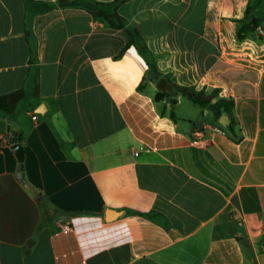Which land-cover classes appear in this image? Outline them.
I'll use <instances>...</instances> for the list:
<instances>
[{"label": "crops", "instance_id": "1", "mask_svg": "<svg viewBox=\"0 0 264 264\" xmlns=\"http://www.w3.org/2000/svg\"><path fill=\"white\" fill-rule=\"evenodd\" d=\"M18 90L0 137L34 192L1 148L0 264H264V0H0ZM185 90L232 99L235 134Z\"/></svg>", "mask_w": 264, "mask_h": 264}, {"label": "trees", "instance_id": "2", "mask_svg": "<svg viewBox=\"0 0 264 264\" xmlns=\"http://www.w3.org/2000/svg\"><path fill=\"white\" fill-rule=\"evenodd\" d=\"M127 0H117V3H122ZM99 16L104 17L107 21L110 22L112 26H115L112 17L109 16L104 11L99 13ZM241 28L238 32V39L243 40L246 38L249 32H255L256 28L259 26V20L251 15V7L248 8L246 12V16L243 20L240 21ZM187 98H189L193 103L199 105L201 108L206 109L208 105L213 103L214 94H205L204 92H196V91H187L185 90L184 94ZM163 95H157L159 99ZM26 94L24 90H18L9 94L0 96V112H3L7 116H12L19 105L24 101ZM216 104L219 106V110L221 114H226L230 119V124L227 125V131L233 135L235 134V119L233 115V100L232 99H219L216 101ZM173 116V114H171ZM218 119V117H216ZM237 136V133H236Z\"/></svg>", "mask_w": 264, "mask_h": 264}, {"label": "water", "instance_id": "3", "mask_svg": "<svg viewBox=\"0 0 264 264\" xmlns=\"http://www.w3.org/2000/svg\"><path fill=\"white\" fill-rule=\"evenodd\" d=\"M43 107H44L43 105L40 106V108H43ZM207 110L210 111L215 117L219 118L220 124L225 125V126L230 124V119L228 118L227 115L221 114V112L219 110V106L216 103H211L210 105H208ZM16 136H17V134L14 133L13 139H12L11 149L15 153V155L18 159V162H19L18 177L20 179H22V181L25 183V186L28 190H30L31 192H34L33 188L28 183H26V180L24 179L23 168H24L25 150H24V147L22 146V144L18 142V139ZM121 215H122L121 212L114 211L111 209L106 211V219L108 221L115 220L118 217H120Z\"/></svg>", "mask_w": 264, "mask_h": 264}, {"label": "built area", "instance_id": "4", "mask_svg": "<svg viewBox=\"0 0 264 264\" xmlns=\"http://www.w3.org/2000/svg\"><path fill=\"white\" fill-rule=\"evenodd\" d=\"M255 33L257 35H261L263 33V30L260 27H257ZM33 119L36 120L37 117L34 116ZM208 131L210 133H215V134H219V135H226V130L221 126L209 128ZM209 140L210 139L207 137L206 131L205 130H199L193 136V138L191 140V144L195 147H204V146L208 145ZM11 143H12V138L10 135L5 136V137H0V149L10 146ZM70 228L71 227L69 225L64 226L65 230H70Z\"/></svg>", "mask_w": 264, "mask_h": 264}]
</instances>
